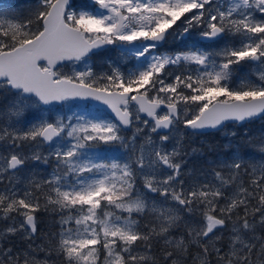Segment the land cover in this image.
Returning a JSON list of instances; mask_svg holds the SVG:
<instances>
[{
	"label": "rangeland",
	"instance_id": "374dc122",
	"mask_svg": "<svg viewBox=\"0 0 264 264\" xmlns=\"http://www.w3.org/2000/svg\"><path fill=\"white\" fill-rule=\"evenodd\" d=\"M54 1L35 2L37 7L49 8ZM118 11L126 18L120 33L115 32ZM13 21L0 7V26H14ZM66 21L82 29L89 41L103 38L113 56L94 64L89 59L69 63L56 70L58 78L90 85L86 80L94 76L105 83L125 84L148 71L153 82L143 93L151 101L177 104L180 120L170 134H155L154 124L130 103L133 123L131 132L125 134L109 115L92 105L67 101L45 107L35 97L1 82L0 202H6V209L0 212V220L7 222L8 231L26 230L25 219L36 218V213L25 204L33 200L34 187L46 186L82 209L63 210L48 219L57 223L42 241L50 247V260L59 258L64 248L71 264H99L101 249L106 253L103 264H264V209L244 222L227 214L226 224L205 238L212 215L191 207L183 194V189H191L192 196L196 192L199 197L212 196L210 203L220 200L221 211L241 201L248 187L243 177L264 178V117L241 127L227 126L219 132L226 142L214 144L206 136L187 134L185 128L207 104L172 101L180 76L203 84L226 67L216 65L215 59L212 62L206 50L215 57L236 56L239 63L238 81L224 84L229 90L220 92V99L264 96V0H74ZM215 26L226 36L202 47L200 36ZM166 29L172 32L163 48L145 41ZM159 116L165 118L167 112ZM50 124L62 136L48 144L40 134ZM190 145L200 146L197 157L187 151ZM127 153L137 161L136 171L150 195L116 202L114 197L130 173L122 159ZM14 157L23 165L11 171L9 162ZM165 161L171 169L164 166ZM184 165L193 168L187 171ZM35 247L41 249L30 241L15 243L10 261L16 264L22 258L21 264H36L40 258L27 250Z\"/></svg>",
	"mask_w": 264,
	"mask_h": 264
},
{
	"label": "water",
	"instance_id": "95a60500",
	"mask_svg": "<svg viewBox=\"0 0 264 264\" xmlns=\"http://www.w3.org/2000/svg\"><path fill=\"white\" fill-rule=\"evenodd\" d=\"M73 0H56L43 20V30L32 40L16 48L0 53V82H7L10 89L23 92L25 96L35 97L43 106L62 105L67 100L76 104L90 103L99 109H104L122 127L129 130L132 125V114L127 108L131 93L105 91L69 79H57L55 70L70 62H80L83 59L106 50L109 44L101 37L89 41L84 32L69 25L65 17ZM115 32L120 33L125 24V16L118 11ZM171 29L163 30L146 39L147 42L158 43L162 47ZM224 37L220 27H214L209 34L200 40L214 43ZM256 61L258 57H254ZM46 68L42 69L41 64ZM132 101L137 105L140 115L154 123L155 134H168L173 127L174 119H179V108L174 104L152 102L145 94L138 93ZM164 110L168 116L160 119L158 114ZM264 117V96L249 100L235 99L231 102L216 101L205 109L186 128L191 133L209 134L222 130L227 124L241 126L254 119ZM61 132L54 126L48 125L41 133V138L54 142ZM169 167V163L164 164ZM21 167L18 158L10 160L13 171ZM223 223L220 219H212L208 225L206 237ZM26 226L35 234V221L32 217L26 219Z\"/></svg>",
	"mask_w": 264,
	"mask_h": 264
},
{
	"label": "trees",
	"instance_id": "16d2710c",
	"mask_svg": "<svg viewBox=\"0 0 264 264\" xmlns=\"http://www.w3.org/2000/svg\"><path fill=\"white\" fill-rule=\"evenodd\" d=\"M36 0H0V7L5 8L9 15L14 20V26L8 25L1 27L0 26V52L11 50L18 45L23 44L24 42L32 39L37 36L43 28V18L48 8L43 6L37 7L35 2ZM33 9V11H29ZM80 27L84 28L82 23H79ZM112 47L102 53L94 55L93 58L89 59L92 64L94 62H100L98 59L108 60L113 56L111 52ZM185 49H180L184 51ZM206 56L212 61L217 62L220 66H226L222 69L221 73L215 77L209 78L205 83H200L199 80L191 77L180 76L177 80L176 86L173 89L174 95L172 101L178 104L184 103H197L200 106L202 103L214 102L221 98L220 92L227 91V87L224 86L226 82L238 81L239 72L241 71L238 68V61L234 58L236 56L229 58H217L214 54L208 50L204 52ZM150 72L136 74L125 84H118L117 82L105 83L103 78H95L94 76L87 79L86 81L97 88H109V89H123L124 91H130L133 93L144 91L147 87L150 86L153 82V76L150 75ZM184 126V123H183ZM125 134L128 132L123 131ZM189 134V133H187ZM219 133H211L206 135L208 142H218L220 144L225 143L226 140L220 138ZM214 138V140H213ZM193 150V151H192ZM188 152H192V156L197 157L200 153V146L190 145L187 147ZM132 155L125 154L122 156L123 162L128 166L130 173L128 174V181L118 189L114 201L124 202L130 198L144 197L149 196L150 194L145 190L144 184L140 179V173L137 172V161L134 158H131ZM194 157V158H195ZM126 158V159H125ZM137 158V157H136ZM201 159V157H200ZM193 166L188 167L184 165V170H191ZM198 170V168L196 167ZM195 171H192L194 176ZM248 180V187L242 192L245 197L241 201H235L232 205H226L225 210H220V203L213 200V203H210V198L199 197V195L194 194L192 196V190H184L185 192V201L187 204H190L191 207H195L198 210L202 211V214H210L213 217L224 218L228 214L231 218L244 222L247 218H253V214L261 209H264V178L256 177L254 175L243 177ZM243 195V196H244ZM81 199H84V195H79ZM189 196H191L192 202H189ZM184 198V197H182ZM32 201L26 202V208L36 213V220L39 223L49 222V218H56L55 215L60 214L63 210H72V212H79L80 208L76 206L75 203H71L68 199L63 198L61 195L54 194L46 186H42V189L33 188ZM207 200V201H206ZM194 202V203H193ZM211 204L210 208H207V205ZM105 205V203H104ZM71 207V208H70ZM76 207V208H75ZM107 207V205H105ZM224 211V212H223ZM231 214V215H230ZM100 218L101 215H100ZM144 221V220H143ZM54 227L48 228L46 232L50 234L54 231ZM148 233V232H147ZM46 239L49 237L46 233L43 235ZM160 241V240H159ZM140 242V241H139ZM162 243V241H161ZM160 244V243H159ZM208 254V253H206ZM101 256H104L101 253ZM127 258V257H125ZM129 262V259L127 260ZM127 263V262H126Z\"/></svg>",
	"mask_w": 264,
	"mask_h": 264
},
{
	"label": "flooded vegetation",
	"instance_id": "af4514ba",
	"mask_svg": "<svg viewBox=\"0 0 264 264\" xmlns=\"http://www.w3.org/2000/svg\"><path fill=\"white\" fill-rule=\"evenodd\" d=\"M6 209V202L2 201L0 202V212L2 214L5 213ZM1 214V213H0ZM5 221L0 220V224H2L3 227H0V264H15L11 262V259H14L15 250L12 249L14 247V244L19 242L18 236L23 237L24 235H27L28 232L26 230H19L10 232L9 226H6ZM57 223H48L44 222L40 226H37V235L31 240L30 242H34L36 246H41V249H36V247L33 248H27V250H30L29 254L34 253L36 256H33L34 258L38 259L39 261H35L36 264H71V261L67 259V251L66 249L62 248V254L58 258H49L52 254L50 253L49 249L50 247H45V245H42L43 235L46 233L48 236H50L49 232H46L48 228L54 227L56 229ZM62 233H60L61 235ZM59 250V248L57 249ZM52 251V250H51ZM50 253V254H49ZM32 257V255H31ZM58 259V260H57ZM22 258H19L16 264H21Z\"/></svg>",
	"mask_w": 264,
	"mask_h": 264
}]
</instances>
